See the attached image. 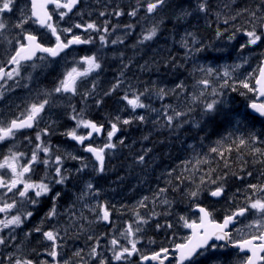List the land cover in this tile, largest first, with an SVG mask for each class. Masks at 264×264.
<instances>
[{
    "label": "snow or ice",
    "instance_id": "1",
    "mask_svg": "<svg viewBox=\"0 0 264 264\" xmlns=\"http://www.w3.org/2000/svg\"><path fill=\"white\" fill-rule=\"evenodd\" d=\"M81 3V0H28L24 8L20 9V16L16 22L4 19V14L12 13L17 7V0H0V41L7 45L3 53H0V99L5 93L12 90L13 84H18L22 78V71L25 65H29L32 72L41 68V64L35 61H45L47 58H56L65 53L73 45L92 44L96 39L92 35L75 34L73 29H81L83 33H98L100 49L91 55H85L74 60V66L67 69L50 91L45 90L42 98L29 102L25 105L19 115L11 118H3L0 114V143L15 140L18 134H23L24 130H35L43 119L46 109H49L56 100L58 94L78 93V83L92 73L102 69V59L100 53L107 47L109 42L112 45L123 44L124 39L117 36L109 41V35L114 33L119 27L112 25L105 19L102 24L90 20L83 23H75L70 27H59L54 14L58 15L60 21L72 13ZM54 6L49 10V6ZM213 7H216L214 13ZM234 7L229 0H221L219 5H213L212 0H136L135 6L130 11L122 8H113L110 15L121 17L127 14L130 17H137L143 10L146 13L145 19H151V24L143 28L137 44L143 45L152 41L160 32L163 18L157 19L159 13L165 8L172 9V15L177 22L188 21L191 17L203 14L208 17L214 15L216 20L224 17V29L219 27L215 30V39L226 38L231 42L237 40V34L246 37L244 43H240L235 49L240 61L232 65H225L221 73L219 68L211 65H196L191 70L195 78L193 90L189 91L183 80L175 83L174 87L153 83L144 87L143 90L133 88L129 85V90L122 96V101L132 110V115L128 118H121L119 115L105 124L93 119L86 118L84 109L79 111L71 107L69 118L75 122L74 127L67 129L62 135L75 141L83 147V151L91 155V160L74 153L61 152L59 147L53 145L47 139L54 133L55 121H49L45 127L35 131L34 137L24 136L28 144H32L30 151L21 152L15 150L13 144L8 148L6 154H2L0 159V249L12 247L13 251H0V264H132L133 258L138 257L137 264H172L169 259L173 252L175 254V264H264V53H261L260 63L252 71L247 72L242 79L236 76L238 70L245 65H250L249 56L244 52L253 49L264 43V0H258L254 7L236 6L235 14H231ZM225 10H228L225 12ZM80 15H83L82 13ZM100 17L109 15L107 11H100ZM241 16L247 17L244 24L239 27L234 22ZM33 23L41 29H46L55 43L46 45L42 43V36L34 31L25 29V25ZM232 23L229 32L228 25ZM211 26V24H209ZM125 35L135 28L134 24L123 26ZM15 31L14 36L9 34ZM69 34L70 38L63 34ZM180 46L185 49V57L191 58L199 53L220 52L222 49L216 48L213 44H205L198 36L197 31H185L180 38ZM234 47V46H233ZM211 50V51H210ZM44 54L38 56L37 54ZM123 57V53L120 54ZM231 55V53H229ZM208 57L206 56L205 59ZM212 59H220L218 56ZM31 62V63H30ZM166 65L173 68H181L172 57L165 61ZM127 68L128 65H123ZM147 67V64L142 65ZM32 72L26 77L32 79ZM120 73L116 83L104 95H110L124 83ZM215 78V79H213ZM96 83L93 82L91 89L82 94V100L86 101L93 96ZM240 92V95H254V99L247 104V111H239L228 106L226 90ZM243 89L244 91H240ZM161 101L159 108L153 107L152 99ZM168 98H174V103H163ZM102 100H95V104L100 106ZM143 109L140 114L137 110ZM155 116L153 119L152 116ZM151 121L154 127L166 128L174 134H179L185 125H189L197 131V134L204 133L201 139H206L211 134H216L219 129H231L221 136L215 143V147L209 149L210 154H215L219 161L223 162V169L217 172L215 168H209L208 172L201 175L197 184L192 173L200 171V165L209 164L208 156L197 157L195 160H187L181 163L185 171H189L191 165L192 172L188 177L177 176L179 185L185 179H191L195 187L184 192L185 197L191 201L195 209L199 212L198 221L190 219L188 216H179L182 227L189 229L190 234L182 242L174 243L173 249L160 247L158 250L142 251L138 244L143 239V225L148 224L153 216L160 215L154 210L147 217L141 216L139 211L134 210L135 219L127 222L119 237L109 233L96 235L92 225L96 223L112 224V214L115 205L108 201L99 199L100 189L92 182V179L82 180V174L91 168L94 174L106 172V159L110 151L117 149L118 144L114 142L117 133L122 126L133 123L145 124ZM260 124L261 131H256V125ZM84 129L86 132H81ZM106 142L102 146H94L90 141L95 135H105ZM145 140L148 136L144 137ZM33 141H35L33 143ZM89 141V143H85ZM125 140L121 138L119 145H124ZM189 147H194L190 145ZM152 150L145 149L144 154L134 157V162L144 165L146 155ZM236 153V160H232L231 154ZM65 160L79 162L75 170L67 169L64 166ZM238 163V168L233 171L234 164ZM260 165L261 170L257 183H245L246 177H253L254 173L249 171L251 165ZM42 166L44 175L39 180L31 178L36 166ZM219 167V165H218ZM174 171V170H173ZM169 175L172 172L168 173ZM76 179L81 182L79 190L71 195V202L63 207L60 201L64 200L69 193L66 191L68 183ZM239 180L245 184V188H237L235 192L228 196L229 180ZM168 187L158 188L151 197L153 205L161 204L171 208L172 201L167 198ZM202 193L217 199L227 197L231 201V207L222 221L213 218V213L207 207L197 203ZM243 200L240 201V195ZM149 197L144 196L137 203L136 208H147ZM43 216L39 224L24 233L25 239L31 237L33 233L39 234L47 244L44 246V253L49 259H39V253L35 249L29 251L27 245L22 241L16 243L17 230L22 229L34 215H38L44 208ZM63 207V211H61ZM123 207V206H122ZM31 209V210H29ZM167 214V213H166ZM252 219L236 227L241 218ZM91 217V218H90ZM63 221V223H61ZM47 225V230H45ZM157 229H172L173 224L165 222L163 225L156 224ZM5 233H7L5 235ZM81 236L86 237L88 251L84 248H76L71 255L64 258L62 252L69 239L79 240ZM120 237L124 239L121 242ZM107 239V245H102L101 240ZM150 243H155L151 241ZM106 248V252L103 250ZM237 250L236 259L227 249ZM110 253V255H108ZM87 257V258H86Z\"/></svg>",
    "mask_w": 264,
    "mask_h": 264
},
{
    "label": "rangeland",
    "instance_id": "2",
    "mask_svg": "<svg viewBox=\"0 0 264 264\" xmlns=\"http://www.w3.org/2000/svg\"><path fill=\"white\" fill-rule=\"evenodd\" d=\"M133 1H135L136 4V0H88V1L82 0L79 6L75 10H73L72 13H69V15L65 17L63 21H60L58 15L54 14V20H56L59 27L61 28L70 27L75 23L78 22L83 23V22H88L90 20L102 24L103 21L107 19L110 22V28L112 25L119 26L114 33H111L109 35V41H111L112 39H116L117 36H120L124 39V43L117 44L116 46V45H112L109 42L107 47L103 49L102 53H100L104 57L101 61L102 69L92 73L89 77H86L83 80H81L78 83V93L76 95L58 94L55 103L49 109H46L45 113L43 114L42 121L39 123L38 127L35 130H24L23 134L22 135L18 134L15 140L7 141L4 143L5 154L7 153L8 148L11 147L13 144L15 145V150L21 152L30 151L33 145L28 144L27 141L24 140V136L34 137L35 131H38L40 128L45 127L46 124L51 120V121H55L54 133L49 137H47V139L50 140L53 145L58 146L61 152L74 153L76 155H80L91 160V155L89 153L84 152L82 146L78 145L75 141H72L68 137L62 135L63 132H65L67 129H71L75 125V122L69 118L71 114V107H69V105L74 106L78 111L81 108H83L84 112L86 113V118L88 119L92 118L95 121L97 120V122L99 123L105 124V127L107 129L108 121L113 117L117 115L119 116L121 115L120 116L121 118H128L129 116L132 115V110L129 107H127L126 102L122 101L121 99L122 96L125 94V92L129 90V85H131L133 88L142 91L144 87L151 86L153 83L167 85V87L172 88L174 87L175 83L179 82L180 80H183L188 86L189 91H192L194 85V79L200 78L199 74H197L195 78L191 74V70L196 65H204V66L211 65L212 67L219 68L222 73L223 67L225 65H232L234 63L240 62L237 59L238 53L237 51H235V49L239 47L240 43L245 42L246 37L243 36V34L238 33L237 40L231 42L227 41L226 38L221 40H216L215 30L217 27H219L221 30L224 29L225 27V25L223 24L224 17H221V19L217 21L215 16L211 14L208 17H205L203 14H199V16L189 18L188 21L177 22L175 17L172 15V9L165 8L159 13L157 17V19L163 18V23L161 24L160 32L158 33L157 37L154 38L152 41L145 42L143 45L137 44V41L140 38V34L143 28L148 27L152 22L150 18L147 20L145 19L146 16L145 11L141 10L138 13V16L135 18L130 17L127 14L121 17H115L110 15L112 9L116 7L122 8L125 11V13H127V11H130L131 9V7H129L128 5H132V7L135 6V4L132 3ZM173 2H175V0H173ZM229 2H232L234 4L231 14H235L236 6L254 7L255 4L258 2V0H229ZM27 3L28 0H17V7L9 15L4 14V18H7L6 20H9L13 23L16 22V20L20 16V9L24 8ZM220 3L221 0H212V4L214 6L219 5ZM53 8L54 6L50 7L49 10L52 11ZM216 10L218 9L216 7H213L212 12L214 13ZM100 11H107L109 15L103 19L98 15ZM227 11L228 10H225V12ZM81 13L83 14V16L80 15ZM245 19H247V17L245 16H241L240 18H238L234 22L235 26L239 27L240 25L244 24ZM126 24L135 25V28L133 30L128 31L127 35H125L126 29H124L123 27ZM209 24H211V26H209ZM232 26H233L232 23H230L227 26L229 32L231 31ZM25 29L29 31H34L38 35L42 36L41 42L45 43L46 45L50 42L55 43V38L52 37L51 34L48 33L46 29H41L39 28V26L31 22L25 25ZM186 30L197 31L199 38L203 40L205 44H213L215 45L216 48L222 49V51L211 52V56H209V53L205 52V53L196 54L191 58H186L185 49H182L179 43L181 36L184 34ZM73 32L75 34H83L85 36L92 35L96 39L92 44L73 45L72 47L67 49L65 53L61 54V56L58 58H47L43 62L37 59L35 62L37 64H41L42 67L37 69L35 72H32V69L29 67V65H25L26 70L22 71V78L19 79L18 84H14L16 85L17 93L15 92V89L12 90L13 98H15V96H17L18 98V106L20 112L23 111L27 103L32 102L38 97L42 98V94L45 90L50 91L52 88H54L58 80L62 79L63 73L67 69L74 66V60H79V58L82 56L96 53L97 50L100 49L101 45L98 40V35H99L98 33H83L81 29H75V28L73 29ZM11 33L12 36L16 34L15 31H12ZM63 35L67 38H70L69 34L65 33ZM4 45L5 44L3 43V46ZM3 46L0 47L2 48ZM124 47L126 49H124ZM113 52L116 53L114 54ZM121 53H123V57H121L120 55ZM229 53H231V55H229ZM261 53H264V43H261L259 46H253V49L245 51L244 55L249 56L251 66L245 65L243 68L238 70L236 76L242 79L244 75L247 74V72H250L253 70V68H256L262 58ZM206 56L208 57L207 59H205ZM213 56H218L220 57V59H212L211 57ZM172 57L175 58L178 64L183 65V67L177 69L171 67L170 65H166L165 61L169 60ZM110 62H113V64L112 63L110 64ZM125 64L128 65L127 68L123 67V65ZM145 64H147V67L142 68L141 66ZM122 71L124 73L122 77L124 83H122L120 87L117 88L110 95L107 96L104 95L106 92L109 91V89L112 88V86L116 83L117 79L121 78L120 73ZM29 72H32L31 80H28L26 78ZM140 74L141 75L143 74L145 78L143 79L142 78L143 75L141 76ZM93 82L96 83V89L93 96L89 97L86 101L82 100V94L85 91L91 89V85ZM240 91H244V90L241 89ZM10 94L11 91L5 93V96L3 98L4 101L8 99V96ZM254 98H255L254 95L251 93H249L247 96H242L240 95L239 91L232 92L230 89L226 90V99L228 102V106L237 109L241 112L248 110L246 106ZM97 99L102 100L100 106H97L95 104V100ZM173 101L174 98H168L163 103H173ZM151 102L153 107L156 108H159L162 103L161 101L155 98H153ZM54 107L56 108L54 109ZM137 112L142 114L144 113V110L140 109L137 110ZM4 114L6 117H9L6 109L4 111ZM92 115L93 117H91ZM152 118L153 119L155 118L154 114ZM139 124L140 123L134 124L135 130L134 133L132 134L129 135L124 134L123 132L124 126H122L121 128L122 131L117 133V136L114 138V142L118 144V147L116 150L109 152V155L106 159L107 171L105 173L97 175L92 173L91 168H89L88 170L85 171V173L82 174V180L92 179V182L96 185V187L101 190L99 199L101 201L106 200L110 202L112 205H115V210L113 211L112 214L111 225L103 222L92 225L93 231L96 235H99L100 233H109L108 238H110L111 235H116L117 237H119V234L124 229L125 224L135 219L134 210L139 211L140 215L145 217L149 216L153 210L157 213H160V215L153 216L149 220L148 224L142 226L143 232L141 233V235L143 239L141 240L140 244H138V247H140L142 251L147 252L151 250L156 244L159 245L162 244L163 246H168L173 243V239L179 240L181 242L186 236L190 234L189 229L182 227V223L178 219L179 216L182 215L188 216L190 219H196L198 221V215L192 209L194 206L193 203L190 202L184 195V192L189 190L191 179H185L184 183L179 185V189H177L178 181L176 180L177 176L182 175L184 177H188L190 175V172H192L191 165H189V171H185L181 167V163L190 159L195 160L196 152H193L192 154L193 156H192L190 152L185 150V147L182 146V144L184 145V143L186 142L184 140L188 139L185 138L186 135L184 131H183L184 133L182 131L179 132V134L182 133L181 134L182 137H179L177 134H174L169 131L170 134L173 136V138H175V140H178L180 144L174 143L173 145L166 147L164 150H160L161 137H157V136H159L160 134L159 131L161 128H159V126L154 127L151 121H149L148 124L147 123L140 124V126ZM230 130L231 129H226V128L219 129V131L217 132L219 133V135L216 139L218 140L221 136L226 134V131H230ZM261 130H262L261 125L257 124L256 131H261ZM80 131L82 133L86 132V130L84 129H81ZM145 136H148V140L152 139L151 140L152 145L150 143H147L148 140L144 139ZM121 138L125 140L124 145H119V140ZM34 142L35 141H33V143ZM90 142L94 146L97 145L102 146L106 142V134L103 135L102 137L95 136ZM190 145L193 146L194 144L190 142L186 146L189 149H191L192 147H189ZM149 148L155 149L154 151L152 149L153 152L151 151V153L156 155L158 154L157 156L158 160L154 161L152 164L150 163V160L155 155L152 154L153 156H151L150 152L146 155L144 165L136 164L134 162V159L127 160L129 159L127 156L130 149L131 151L129 152V155L135 149L136 151H139V153L136 154L138 155V154H144V150ZM231 156H233V153L231 154ZM108 160H110L111 162ZM131 161L133 165H131ZM124 162L126 163L124 164ZM220 163L223 164L222 161H219V162H215L214 165L212 166V168L217 169L218 173L221 170L219 169V167L222 166ZM64 166L67 169L74 171L75 168L79 166V162L74 160H65ZM138 167H141L142 169ZM248 170L252 171L254 175L251 178L246 177L247 181H250L252 179L250 183H257L261 166L258 164L251 165L248 168ZM130 171L131 173H129ZM169 172H172V174L169 175L168 174ZM115 173L116 175H114ZM194 173H192V176L194 175ZM114 176L116 177L114 178ZM107 178H109V180H105ZM131 182L133 187L129 186ZM229 182L233 183L234 186H237V188L241 187L242 190L245 188V184H240V186H238L237 184L238 180L230 179ZM259 182H264V181H259ZM81 183L82 181L78 182L76 180L77 188L73 184L71 185L68 184L66 191L69 194L71 193L72 195V193H75L79 190ZM164 187H168L169 189L166 195L170 201H173L171 208H168L165 205H161V204L153 205L151 203V197L156 192V190L158 188H164ZM180 190H182L183 193H181ZM235 190L236 188H230V192H228L227 195L231 196L235 192ZM71 195L69 196L68 201H63V203H60L63 207H66L67 204L71 202L70 199ZM144 196H148L150 198L148 207L137 209L136 208L137 203ZM177 197L184 198L185 199L184 201L186 202L180 201L179 204L175 200V198ZM205 197L204 195H201L198 201H202V199L203 200L211 199L209 197L206 198ZM239 199L240 201H242L243 196L240 197ZM173 204L177 206H174ZM63 207H61V211H63ZM230 207H231V201H229L227 197L221 199L218 204V208L223 212V214H227ZM45 211H47V208ZM43 214L44 212L32 218L31 229L37 224H39V221L43 216ZM251 219L252 216H248L247 219L242 218L239 227H241L242 224L248 223ZM165 222L172 223L173 228L172 229L156 228L157 223L163 225ZM61 223H63V221H61ZM45 230H47V225H45ZM25 232L27 231L23 229H21L18 232L19 234L18 238L19 239L21 238L19 242L23 241L27 245L29 251L35 249L36 252L39 253V257H38L39 259L50 260V257H47L43 251L44 246L47 244V242L43 241V238L36 233H33L31 237L25 239L24 237ZM108 238L102 239L101 244L107 245ZM120 239L122 243L125 242L122 237H120ZM150 240L155 241V243H150ZM87 245L88 242L86 241V237L84 236H81L79 240L69 239L62 250V252L66 254L64 255V258H67L68 255H71L72 251H74L76 248L82 247L85 249V252H87L88 251ZM13 250L14 249L12 248V251ZM103 250L106 252V248H104ZM108 255H110V253H108ZM137 260L138 257H134L132 264H137ZM171 261L172 263L174 262L173 260ZM89 264H92L91 260H89Z\"/></svg>",
    "mask_w": 264,
    "mask_h": 264
},
{
    "label": "bare ground",
    "instance_id": "3",
    "mask_svg": "<svg viewBox=\"0 0 264 264\" xmlns=\"http://www.w3.org/2000/svg\"><path fill=\"white\" fill-rule=\"evenodd\" d=\"M88 1V0H87ZM90 2V1H89ZM85 3V2H84ZM133 4H135V1H133L132 2ZM91 4V3H90ZM86 6V5H85ZM88 6H89V4H88ZM94 6V5H93ZM127 6V5H126ZM129 7H132V5H128ZM127 6V7H128ZM90 8V7H89ZM83 13V12H82ZM93 14V13H92ZM84 15H86V14H84ZM95 15V14H94ZM83 16V15H82ZM94 17V16H93ZM126 37V36H125ZM124 37V38H125ZM131 42V41H130ZM125 45V44H124ZM133 45H134V43H133ZM117 46V45H116ZM113 48V47H112ZM92 49V48H91ZM116 49V48H115ZM124 49H126L125 47H124ZM183 49V48H182ZM110 52H111V50H110ZM114 53V52H113ZM116 53V52H115ZM114 53V54H115ZM111 54V53H110ZM127 54V53H126ZM118 55V54H117ZM116 55V56H117ZM108 56V55H107ZM111 56V55H110ZM124 58H125V56H124ZM113 60V59H112ZM187 60H189V59H187ZM186 60V61H187ZM121 61V60H120ZM105 62V61H104ZM108 62H109V60H108ZM107 62V63H108ZM115 62V61H114ZM117 62V61H116ZM113 64V62H110V64ZM118 63V62H117ZM116 64V63H115ZM118 65V64H117ZM109 66V65H108ZM111 66V65H110ZM114 66V65H113ZM116 68V67H115ZM42 74V73H41ZM141 75V74H140ZM143 75V74H142ZM141 75V76H142ZM143 79L145 78V76L143 75V77H142ZM48 84V83H47ZM126 87V86H125ZM34 96V95H33ZM175 101H173V103H174ZM123 104V103H122ZM158 105V104H157ZM119 107V106H118ZM125 107V106H124ZM56 107H54V109H55ZM116 108V107H115ZM115 110V109H114ZM118 110V109H117ZM121 110V109H120ZM98 111V110H97ZM100 111V110H99ZM129 111V110H128ZM101 113V112H100ZM126 113V112H125ZM119 114V113H118ZM125 115V114H124ZM110 116V115H109ZM115 116V115H114ZM121 116V115H120ZM91 117H93V115L91 116ZM95 117V116H94ZM99 117H100V114H99ZM111 117V116H110ZM126 117V116H125ZM96 118H97V115H96ZM95 118V119H96ZM104 118V117H103ZM92 119V118H91ZM98 120H99V118H98ZM102 120V119H101ZM100 120V121H101ZM106 120V119H105ZM97 121V120H96ZM104 122V121H103ZM135 124V123H134ZM134 124H132V125H128V126H124V128H123V132H124V134H127V135H129V134H132V133H134V130H135V127H134ZM141 124V123H140ZM140 124H139V126H140ZM148 124V123H147ZM150 124V123H149ZM137 125V124H136ZM135 125V126H136ZM138 126V127H139ZM122 128V127H121ZM148 128H149V126H148ZM154 128V127H153ZM160 128V127H159ZM137 129H139V128H137ZM152 129V128H151ZM166 130H168V129H166V128H161L160 129V134H159V136H157V137H161V139H160V141H161V145H160V150H164L166 147H169L170 145H173L174 143H179V141L178 140H175V138H173V136L170 134V132H169V130L168 131H166ZM122 131V130H121ZM164 133H163V132ZM182 132L184 131L185 132V135H186V137L185 138H188L187 140H184V141H186L185 143H184V145L182 144V146L183 147H185V150H187V151H189L190 152V154L192 155L193 154V152H196L195 153V155H196V157H197V154H198V156L199 157H204V156H208V159H209V161H210V163L209 164H205V165H201L200 166V171H196L195 173H194V175H193V179L195 180V182L198 184L199 183V180H200V177H201V175H203L204 173H206V172H208V170H209V168H212V166L214 165V163L215 162H219V158L215 155V154H210L209 153V149L211 148V147H215L216 146V141H217V137H218V135H219V133H216V134H214L212 137H207L206 139H201V137L202 136H204L205 134L204 133H199V134H197V131L195 130V129H192L189 125H185V127H184V129L183 130H181ZM183 132V133H184ZM138 134H139V132H138ZM182 134V133H181ZM181 134H178V136L179 137H182V135ZM126 135V136H127ZM135 135V134H134ZM217 135V136H216ZM136 136V135H135ZM216 136V137H215ZM131 137V136H130ZM134 137V136H133ZM156 137V138H157ZM192 137V138H191ZM184 138V139H185ZM127 139H129V138H127ZM158 139V138H157ZM179 139V138H178ZM148 140V139H147ZM152 140V139H151ZM151 140H148V142L147 143H150L151 144ZM127 141V140H126ZM181 141H183V140H181ZM180 141V142H181ZM128 142V141H127ZM190 142H192L194 145V147H192L191 149H189L186 145H188ZM182 143V142H181ZM180 144V143H179ZM143 145H145V144H143ZM152 145V144H151ZM137 146V145H136ZM140 146V145H139ZM148 146V145H147ZM157 146V145H156ZM135 147V146H134ZM134 147H133V149H134ZM154 147V146H153ZM158 147V146H157ZM140 149V148H139ZM153 149V148H152ZM151 149V150H152ZM121 150V149H120ZM155 149H153V151H154ZM157 150V149H156ZM130 151H131V149H130ZM129 151V152H130ZM152 151V152H153ZM122 152V151H121ZM129 152H128V158L129 159H127V157H126V159L127 160H133L134 159V157L136 156V154L137 153H139V151H136V149L134 150V151H132L131 153H130V155H129ZM123 153H124V150H123ZM126 153V152H125ZM153 153H151L150 152V155L151 156H153V155H155L151 160H150V163L152 164L154 161H157L158 160V158H157V156H158V154L156 155V154H153ZM233 154H236L235 152H233ZM122 155V154H121ZM123 156V155H122ZM193 156V155H192ZM195 157V156H194ZM193 158V157H192ZM109 159H110V157H109ZM115 159V158H114ZM117 159V158H116ZM118 160V159H117ZM117 160H115V161H117ZM234 160H235V158H234ZM108 161H110V160H108ZM107 161V162H108ZM124 161V160H123ZM111 162V161H110ZM119 162V161H118ZM117 162V163H118ZM127 162V161H126ZM126 162H124V164L126 163ZM112 163H113V161H112ZM130 163V162H129ZM129 163H128V165H129ZM149 164V163H148ZM221 165H222V167H219V169H223V164L222 163H220ZM131 165H133L132 164V161H131ZM237 165V164H236ZM235 165V166H236ZM110 167V166H109ZM108 168V167H107ZM134 168V167H133ZM138 168H141V167H138ZM142 169V168H141ZM115 170V169H114ZM131 170V169H130ZM133 170H135V169H133ZM143 170H144V168H143ZM107 171V170H106ZM110 171V170H109ZM108 171V172H109ZM135 172V171H134ZM114 173V172H113ZM117 173H119V172H117ZM129 173H131V171L129 172ZM110 174V173H109ZM123 174V173H122ZM114 175H116V173L114 174ZM119 175V174H118ZM105 176V175H104ZM112 176V175H111ZM110 176V177H111ZM134 176H135V174H134ZM116 176H114V178H115ZM113 178V177H112ZM113 178V179H114ZM105 180H109V178H107V179H105ZM132 180V179H131ZM252 180V179H251ZM133 181V180H132ZM76 188H77V184H76V181H75V183L73 184ZM73 186V187H74ZM129 186H132L133 187V185H132V182L129 184ZM71 187V186H70ZM195 187V184H193L192 183V180H190V185H189V189H192V188H194ZM75 188V189H76ZM137 188V187H136ZM230 188H236L237 189V186H234V184L233 183H230L229 182V186H228V192H230ZM239 188H241V187H239ZM74 190V189H73ZM180 192L181 193H183L182 192V190H180ZM179 192V193H180ZM134 193V192H133ZM71 195V193L68 195V197H67V199L69 200V196ZM128 195H130V194H128ZM132 195V194H131ZM201 195H204V197L206 196L207 197V194L206 193H202ZM178 197H179V195H178ZM175 198V200L180 204V201H184L185 199L184 198ZM203 197V196H202ZM205 197V198H206ZM130 198V197H129ZM128 198V199H129ZM132 198V197H131ZM207 200V199H206ZM173 202V201H172ZM184 202H186V201H184ZM191 202V201H190ZM176 203V202H175ZM177 204V203H176ZM178 204V205H179ZM174 205V204H173ZM174 206H177V205H174ZM177 208V207H176Z\"/></svg>",
    "mask_w": 264,
    "mask_h": 264
},
{
    "label": "flooded vegetation",
    "instance_id": "4",
    "mask_svg": "<svg viewBox=\"0 0 264 264\" xmlns=\"http://www.w3.org/2000/svg\"><path fill=\"white\" fill-rule=\"evenodd\" d=\"M4 19H7V18H4ZM9 36H12V33H10ZM3 43H4L3 41H0V46H3ZM51 44H54V42H50V43H48L47 45H51ZM6 47H7L6 44H5L2 48L0 47V53H3L4 48H6ZM62 54H63V53H62ZM39 55H44V54H38V56H39ZM59 57H60V56H59ZM0 58H2V57H0ZM56 58H58V57H56ZM9 84L12 85V90L15 89V92H16V85H14L12 81H9ZM12 90H11V94L8 96V99H7L6 101H4V99H0V114H2L3 118H11L13 115H19V112H20V109H19V106H18V98H17V96H15V98H13ZM16 93H17V92H16ZM5 103H6V105H5ZM5 109H6V111H7L9 117H6V116H5V114H4ZM95 136H96V135H95ZM95 136H94V137H95ZM94 137H93V138H94ZM4 143H5V142H4ZM4 143H0V158H2V154H5ZM85 143H89V141H86ZM3 171H4V170H0V173H2ZM43 175H44L43 167L38 165V166L35 167L34 172H33L32 176H31V178H32L33 180H39ZM75 181H76V179H73V180H71L68 184H69V185L74 184ZM66 190H67V189H66ZM67 197H68V196H66V197L64 198V200L60 201V203H63V201H68ZM207 197L210 198V196H208V195H207ZM199 202H200L201 204H203L204 207H207V208L209 209V211H211V212L213 213V218H215L218 222H219V221H222V219H223V215H220L219 213H216L215 210H214V208H213V206H212L211 204H209V201H208V200H206V199L203 200V199H202V201H199ZM29 210H31V209H29ZM45 210H46V207H45L44 210L41 211L39 214L43 213ZM39 214H38V215H39ZM36 216H37V215H34V217H36ZM34 217H32V218H34ZM32 218H31L29 221H27V222L25 223L24 226H22V229H23V230L28 231V230L31 229V226H32V221H31V220H32ZM236 227H239V224H237ZM20 230H21V229H18V230H17V236H19L18 232H19ZM6 234H7V233H5V235H6ZM20 239H21V238H20ZM20 239L18 238L17 241H16V243H20V242H19ZM176 242H179V240H174V239H173V243H176ZM163 247H164V246H163ZM159 248H160V247L154 246V247H153L151 250H149V251H152V250H158ZM168 248H170V250H171V247H170V246H169ZM227 250L231 252V254H232V258H233V259L238 258V257H237V250H235V249H231V248H229V249H227ZM0 251H5V252H7V251H12V247H9V248H6V249H0ZM147 252H148V251H147ZM172 256H174V253H173V255H171L170 257H172ZM172 258H173V257H172ZM172 258H171V259H172ZM172 264H174V263H172ZM230 264H231V261H230Z\"/></svg>",
    "mask_w": 264,
    "mask_h": 264
},
{
    "label": "trees",
    "instance_id": "5",
    "mask_svg": "<svg viewBox=\"0 0 264 264\" xmlns=\"http://www.w3.org/2000/svg\"><path fill=\"white\" fill-rule=\"evenodd\" d=\"M213 135H214V134H211V135H209V137H212ZM216 136H217V135H216ZM216 136H215V137H216ZM234 158H235V160H236V154H233V156H232V160H234ZM235 160H234V161H235ZM235 165H236V164H234V166H233V169H232L233 171H235L236 168H238V165H236V166H235ZM221 167H222V166H221Z\"/></svg>",
    "mask_w": 264,
    "mask_h": 264
}]
</instances>
